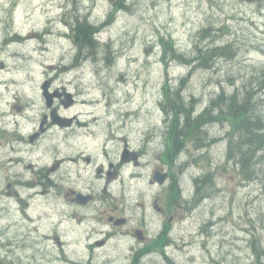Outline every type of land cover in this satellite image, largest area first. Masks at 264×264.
I'll list each match as a JSON object with an SVG mask.
<instances>
[{
  "label": "rangeland",
  "instance_id": "1",
  "mask_svg": "<svg viewBox=\"0 0 264 264\" xmlns=\"http://www.w3.org/2000/svg\"><path fill=\"white\" fill-rule=\"evenodd\" d=\"M78 20L96 26V48L80 49L73 35ZM226 45L234 55L216 60L212 68L185 61L200 47ZM2 82L0 125L8 122L3 117L8 111L9 120L17 118L9 131L41 129L42 137L31 146L45 152L57 182L63 175L67 193L92 190L98 202L111 194L130 219L126 230L142 224L156 235L162 220L155 198L162 196L164 203L177 187L190 198L185 205L174 197L185 220L174 223L172 246L141 264H264V152L243 164L229 147L238 142L246 148V143L230 135L233 126L224 119L206 126L205 149L184 139L185 150L176 160L162 104L165 86L182 87L181 95L194 99L198 112L219 94L227 109L233 96L240 99L251 85L264 86V0H0ZM9 84L13 92L7 95ZM256 97L257 105H250L264 118V90ZM17 106L24 111L17 112ZM52 111L70 119V127L52 125ZM1 134L0 127V143L12 138ZM6 149L0 148V190L7 195L0 200V258L6 264H65L52 258L58 251L44 239L58 237L54 221L62 201L53 196L35 201L40 206L30 214L50 216L40 230L20 225L15 204L7 199L13 191L8 190L11 165L1 158ZM127 151L131 156L125 159ZM157 169L170 172L167 184L153 180ZM98 210V205L80 210L67 204L66 220L64 213L59 216L70 257L85 260L93 229H99L93 241L111 229L107 221L93 228L79 220L83 212L102 224ZM110 245L114 264H130L131 248H142L133 235Z\"/></svg>",
  "mask_w": 264,
  "mask_h": 264
},
{
  "label": "flooded vegetation",
  "instance_id": "2",
  "mask_svg": "<svg viewBox=\"0 0 264 264\" xmlns=\"http://www.w3.org/2000/svg\"><path fill=\"white\" fill-rule=\"evenodd\" d=\"M12 107L14 108V105H12ZM58 113H60L59 110ZM1 125H3L1 129L5 130V125ZM65 129L66 127H63L62 130ZM42 134L41 129L39 131H35L34 133H28L27 135H18L17 133L12 132L11 141H7L6 143V146L10 147V149L9 151L6 149L1 152V154H3L1 158L2 160L4 158H8L6 165H11V181L8 190L13 191V194L9 195L15 204V215L19 216V219L21 218V222H18L20 225L23 223L27 224L31 231L33 229L40 230L41 227H44L43 222L45 219H50V216L45 213H39L38 217L35 218V216L31 215L30 212H33L34 207L40 206L39 202L35 203V201L37 199L38 201L43 199L47 200L51 196L56 197L59 202L62 201L63 211L61 212L59 208L56 210L55 216L58 220H55L57 222L54 221V228H57L56 231L58 237L55 239V237H51L50 234H47L44 237L45 241L51 242L52 249L58 251V255L56 257H52L54 260L62 261L65 264H114L115 258L112 257L111 252L115 248L110 245L111 242H122L130 235L136 237V230H141L143 232V248L138 249L137 246H133L131 248V253L128 257L130 264H139L145 256L158 251L154 248L155 246H153L156 242L163 243V245L167 247L172 246V242L174 240L172 225L185 218V214L182 211H179L178 208L175 210L177 204L172 203L171 208H169L165 201L163 203L162 196H157L155 198L154 207L162 220L160 230L156 235L151 233L148 226H143L142 224L137 227H131L130 230H126L130 224V219L127 217L126 224L121 226L116 225V218L124 217L125 215L123 214V208L120 204L114 201L111 194H109L108 197L103 198L105 202H98L99 194L92 190L84 192L81 190L76 191L71 189L70 192L67 193L63 183V175L62 180L61 178H57V182L55 166L50 168L49 165L46 164L45 152L40 154L36 145V147L31 146L42 137ZM19 144H22L23 147H19ZM6 146H4V143H0V148H4ZM8 154H10V157H8ZM64 161L65 160L62 159L60 162L58 172H60L61 167H63ZM51 170L54 172L53 174ZM5 178H7V176H5ZM4 193L0 192V200L5 197ZM80 194L89 197V200L80 201L78 199ZM77 201L84 204H80ZM67 204L80 210L89 209L93 205H98L100 207L98 212L100 213L102 224H99V220L96 215L83 212L81 213L83 218H80L79 220L81 223L93 226V228L95 226H102L104 221H107V223L111 226L110 230L104 232V238L101 240H92L94 234L99 232L98 228L93 229L84 246L86 254L85 260H81L79 258L74 259L70 257L68 251H66L67 235L60 229L59 216L64 213L62 222L66 220L65 211ZM144 221L145 218L143 219V222ZM90 230H92V228H90Z\"/></svg>",
  "mask_w": 264,
  "mask_h": 264
},
{
  "label": "trees",
  "instance_id": "3",
  "mask_svg": "<svg viewBox=\"0 0 264 264\" xmlns=\"http://www.w3.org/2000/svg\"><path fill=\"white\" fill-rule=\"evenodd\" d=\"M97 28L88 21L80 22L73 27V34L80 49L85 47H95L99 42L95 39ZM230 45L223 47H200L198 48L197 55L193 58L186 59L185 61L191 65L203 68H212L216 60L232 56L230 53ZM180 55H177V58ZM264 86L257 85L250 86L245 89L246 96L239 99L235 95L231 98L230 104L227 109H224L221 104L226 102L221 94L218 95L217 100H212L211 105L198 112L196 107L193 106V100L186 101L181 95V88H170L165 86L163 92V110L170 117L171 133L174 139L173 149L178 152L183 148L184 139L189 140L193 138L198 148H205L206 142L204 135L208 133L205 131L206 126L210 127L216 122L220 123L222 120H229L232 124V134L244 140L246 148L241 147L238 142L237 146L230 148V153L238 151L242 159V163L247 165L252 159L261 155L264 152V118L257 114L255 107L250 104L257 105L258 98L256 97ZM257 101H256V98ZM214 123V124H213ZM245 153V155L243 154ZM249 157V160L245 156Z\"/></svg>",
  "mask_w": 264,
  "mask_h": 264
},
{
  "label": "water",
  "instance_id": "4",
  "mask_svg": "<svg viewBox=\"0 0 264 264\" xmlns=\"http://www.w3.org/2000/svg\"><path fill=\"white\" fill-rule=\"evenodd\" d=\"M242 1H246V2H249V3H254V2H258V1H261V0H242ZM154 178L159 181L160 183H163L165 181V178H166V175H161L159 173H156ZM1 264V263H0Z\"/></svg>",
  "mask_w": 264,
  "mask_h": 264
},
{
  "label": "bare ground",
  "instance_id": "5",
  "mask_svg": "<svg viewBox=\"0 0 264 264\" xmlns=\"http://www.w3.org/2000/svg\"><path fill=\"white\" fill-rule=\"evenodd\" d=\"M245 155V153H243Z\"/></svg>",
  "mask_w": 264,
  "mask_h": 264
}]
</instances>
